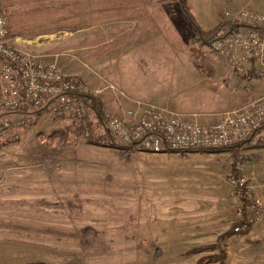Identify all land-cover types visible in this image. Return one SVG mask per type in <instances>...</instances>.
Returning <instances> with one entry per match:
<instances>
[{
  "label": "rangeland",
  "instance_id": "1",
  "mask_svg": "<svg viewBox=\"0 0 264 264\" xmlns=\"http://www.w3.org/2000/svg\"><path fill=\"white\" fill-rule=\"evenodd\" d=\"M179 1L4 0V6L9 42L83 82L106 114L152 105L214 122L243 106L180 109L210 106L224 70L236 75L199 39ZM217 1H188L203 29L216 23ZM254 3L264 10V0ZM223 10L230 8L221 5L219 18L229 21ZM202 85L205 91L189 96ZM91 119L94 136L105 134ZM260 137L264 127L253 140ZM234 158L232 150L151 153L92 144L67 116L43 110L17 140L0 141V264H195L221 250L224 261L207 264H264V146L242 147ZM233 167L258 205L245 216Z\"/></svg>",
  "mask_w": 264,
  "mask_h": 264
},
{
  "label": "built area",
  "instance_id": "2",
  "mask_svg": "<svg viewBox=\"0 0 264 264\" xmlns=\"http://www.w3.org/2000/svg\"><path fill=\"white\" fill-rule=\"evenodd\" d=\"M232 25L224 35L209 43L223 56L231 72L238 76L248 63L264 77V13L241 8L221 11ZM4 0H0V141H14L31 117L20 112L43 108L50 114L67 116L84 139L101 142L94 136L87 86L66 75L54 61L41 58L12 45ZM264 125V100L259 99L240 110L227 111L222 118L201 123L152 105L138 106L121 113L106 114L102 125L106 133L137 151L161 153L189 148H215L240 143ZM236 186L244 183L232 179Z\"/></svg>",
  "mask_w": 264,
  "mask_h": 264
},
{
  "label": "trees",
  "instance_id": "3",
  "mask_svg": "<svg viewBox=\"0 0 264 264\" xmlns=\"http://www.w3.org/2000/svg\"><path fill=\"white\" fill-rule=\"evenodd\" d=\"M134 1H136V0H128V3H132ZM188 1L189 0H180L179 1L180 7H181L182 11L186 14V16L190 22L191 27L194 29V31H196V33L199 36V39L203 43L208 44L212 40H214L215 38L226 34L231 29L232 25H231L230 21L221 19L216 25L212 26L211 28H209L207 30H204L203 28H201L199 26L194 15L192 14L190 7L188 5ZM101 2H102V0H95V1L93 0V5L95 6L96 3L99 4ZM49 14H50V16L52 15V13H50V12H47V13L42 12V14L40 16H43V15L48 16ZM90 97L92 99L90 106L93 109V114H94L93 117L96 119V123H101L103 125L104 121H105V117H106V112L104 111L102 104L100 103L98 98H96V96H92L90 94ZM43 110H44L43 108H38V109H29V110L20 111V112L29 114L31 116L30 123H33L36 120L37 116ZM55 115L65 116L62 113L55 114ZM92 123H93V121H91V124ZM263 127H264V125L260 126L253 134L248 136L246 139H244L240 143H236V144L224 146V147H215V148H189V149H186V151L195 149V150H199V151H205L208 153H214V152H222V151H226V150L227 151L232 150V155H234V157H235L233 159V163H234L237 160L236 159L237 152L240 148L246 147V146L251 145V144H254V146H264V137H260L256 141L253 140L255 134H257V132ZM86 140H87V142L92 143V144H102L104 146L114 147V148H119V149H133L132 145L121 144L115 140L113 135H111L110 133H106V132H105V134H103V138H102L101 142L95 141L93 138L86 139ZM253 142H255V143H253ZM232 173H233V178L238 181L240 178L239 177V171L233 167ZM235 191H236L237 197L240 200L241 214L242 215L245 216V211L247 210L249 205H253L255 207H258V205H256V203L252 197L251 191H249L248 188L246 187V183H243L240 186H236ZM234 227H236V226H234ZM232 231H230L227 234H231ZM241 232H242V234L246 233V231H241ZM225 256H226L225 252L221 250L216 255H210V256H207L205 258L198 259L195 264H207L209 262H223L225 259Z\"/></svg>",
  "mask_w": 264,
  "mask_h": 264
},
{
  "label": "crops",
  "instance_id": "4",
  "mask_svg": "<svg viewBox=\"0 0 264 264\" xmlns=\"http://www.w3.org/2000/svg\"><path fill=\"white\" fill-rule=\"evenodd\" d=\"M255 1L256 0H218L217 2H214L216 13L218 14L217 21L214 25H216L221 20L219 18L221 5L229 7L230 8L229 11L231 12H236L241 8H249L253 11L264 13L262 5L260 3L259 4L254 3ZM253 8H255L256 10ZM219 63L221 65L220 66L221 69L224 70L223 65L225 62L220 61ZM247 70L250 71L251 73L248 72ZM246 72H248L247 74L251 76H247V77L243 76ZM252 72L256 74L253 63H248L245 67V72L243 74L236 76V78H230L228 71L224 70L223 78L221 80L222 83L221 87L217 85L216 87L211 88L210 90L213 95L217 96V99L215 100L214 103L211 102L210 106H208L205 102L202 104H198L196 108L187 107L180 110L186 112H198V113L216 112L224 109H232L235 107L238 108L242 106L244 107V105L247 106L248 105L247 102L253 99L264 100V78L260 77L257 74L252 76ZM223 83H226V85ZM240 87H242V89H240ZM221 89L222 91H220ZM205 90L206 87H204L203 85L196 89L190 88L189 96H197L198 94L200 95L201 91H205ZM224 263H219V264H224Z\"/></svg>",
  "mask_w": 264,
  "mask_h": 264
}]
</instances>
